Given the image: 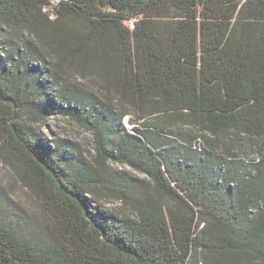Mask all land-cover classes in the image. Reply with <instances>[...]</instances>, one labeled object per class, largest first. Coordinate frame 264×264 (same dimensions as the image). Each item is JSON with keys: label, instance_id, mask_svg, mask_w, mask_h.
Returning a JSON list of instances; mask_svg holds the SVG:
<instances>
[{"label": "trees", "instance_id": "obj_1", "mask_svg": "<svg viewBox=\"0 0 264 264\" xmlns=\"http://www.w3.org/2000/svg\"><path fill=\"white\" fill-rule=\"evenodd\" d=\"M263 148L264 0H0V264H264Z\"/></svg>", "mask_w": 264, "mask_h": 264}, {"label": "rangeland", "instance_id": "obj_2", "mask_svg": "<svg viewBox=\"0 0 264 264\" xmlns=\"http://www.w3.org/2000/svg\"><path fill=\"white\" fill-rule=\"evenodd\" d=\"M80 84H83L82 82ZM84 86V84H83ZM111 96V95H109ZM126 128L131 129L134 125L130 124L127 119L123 120ZM37 132L42 139L46 140H66L74 145L76 151L81 154V157L86 161H91L94 157V146L93 139L89 132L81 129L76 124L67 121L66 119L60 117H50L44 124L35 125ZM261 152V153H260ZM256 156L253 155L255 159L259 157L264 158V148ZM109 168L114 171H120L128 174L129 176L136 178L138 180L144 179V176L138 174L131 169L120 166L118 164H109ZM145 180V179H144ZM0 186L5 190L8 196L18 203L22 209H24L30 215L38 216V206L36 202L30 197L29 193L23 189L12 173L0 164ZM101 206L111 212L121 211L124 214H128L126 210L119 202L114 200H102ZM132 218V217H130Z\"/></svg>", "mask_w": 264, "mask_h": 264}]
</instances>
